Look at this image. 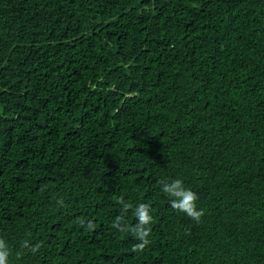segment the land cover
Segmentation results:
<instances>
[{
  "label": "trees",
  "instance_id": "trees-1",
  "mask_svg": "<svg viewBox=\"0 0 264 264\" xmlns=\"http://www.w3.org/2000/svg\"><path fill=\"white\" fill-rule=\"evenodd\" d=\"M119 198L151 206L143 252ZM0 238L9 264H264V0H0Z\"/></svg>",
  "mask_w": 264,
  "mask_h": 264
},
{
  "label": "clouds",
  "instance_id": "clouds-1",
  "mask_svg": "<svg viewBox=\"0 0 264 264\" xmlns=\"http://www.w3.org/2000/svg\"><path fill=\"white\" fill-rule=\"evenodd\" d=\"M162 192L166 194L169 199L170 207L177 211L184 213L186 216L194 220L196 223L201 222V218L204 215V210L197 209L196 201L198 200V195L191 188L185 187L184 182L181 179H171L170 181H162ZM118 202L123 205L121 209V214L116 216L112 223V227L116 228L118 231L131 232L137 243L133 244L132 252H143L146 246H148L151 241L149 237L151 235V225L153 223V215L151 214V206L147 203H139L134 209V215L136 217L135 225H128L124 219V213L128 209L132 208L131 204L125 203L123 198H119ZM60 204L63 201H59ZM81 225L84 221H79ZM87 227L89 229H94L96 226L91 221H88ZM22 247H30V250L35 254L41 247L40 243L35 245H29V242L25 240ZM9 248L3 238H0V264H9Z\"/></svg>",
  "mask_w": 264,
  "mask_h": 264
}]
</instances>
